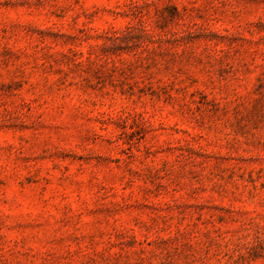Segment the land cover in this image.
<instances>
[{"label":"rangeland","instance_id":"rangeland-1","mask_svg":"<svg viewBox=\"0 0 264 264\" xmlns=\"http://www.w3.org/2000/svg\"><path fill=\"white\" fill-rule=\"evenodd\" d=\"M0 264H264V0H0Z\"/></svg>","mask_w":264,"mask_h":264}]
</instances>
